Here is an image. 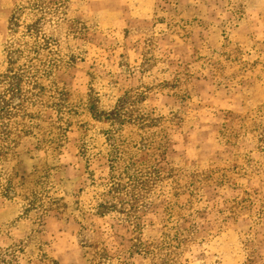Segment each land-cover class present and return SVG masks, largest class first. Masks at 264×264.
Listing matches in <instances>:
<instances>
[{"label":"rangeland","instance_id":"374dc122","mask_svg":"<svg viewBox=\"0 0 264 264\" xmlns=\"http://www.w3.org/2000/svg\"><path fill=\"white\" fill-rule=\"evenodd\" d=\"M26 1L0 72L30 27L48 74L0 142V264H264V0H57L12 35Z\"/></svg>","mask_w":264,"mask_h":264},{"label":"trees","instance_id":"16d2710c","mask_svg":"<svg viewBox=\"0 0 264 264\" xmlns=\"http://www.w3.org/2000/svg\"><path fill=\"white\" fill-rule=\"evenodd\" d=\"M51 1L56 2L57 0H27L25 4L15 6L9 18V32L13 33L12 35L17 33L23 13H42L46 10L45 4L47 5ZM37 33L33 28L26 27L21 41L11 38L5 47L6 69L0 72V142L5 141L9 137L12 130L11 125L16 122L17 118L24 120L29 117V113H27L28 104L33 107L36 104L42 105V97L46 88L41 84V79L48 74V71L44 70L46 68L45 63L38 59L41 45L36 43L34 47H29L27 40H24L26 36L31 38L38 35ZM26 93H30V97L34 98L33 102L25 98ZM15 100H18V103H15ZM105 118L111 124H114L117 121L120 122L122 116L120 115V110H115ZM16 131L22 132V135L31 134L26 126L23 128L18 127L14 130V132ZM107 134L109 135L108 140L112 141L114 138L112 133L108 132ZM111 146L114 148V144ZM7 149L8 147L3 151L0 146V153L6 154L5 150ZM113 152L118 151L113 149ZM114 160L111 158L110 161L113 162ZM111 168L114 167L111 166ZM119 184L115 182L113 187L117 189ZM109 208L106 205H99L100 214L104 213L102 210Z\"/></svg>","mask_w":264,"mask_h":264}]
</instances>
